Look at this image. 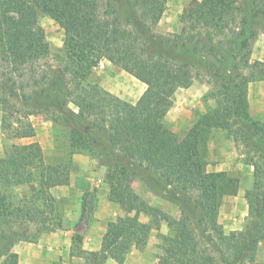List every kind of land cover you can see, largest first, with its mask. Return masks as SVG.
Instances as JSON below:
<instances>
[{
	"label": "trees",
	"instance_id": "obj_1",
	"mask_svg": "<svg viewBox=\"0 0 264 264\" xmlns=\"http://www.w3.org/2000/svg\"><path fill=\"white\" fill-rule=\"evenodd\" d=\"M167 0H0V128L10 141L33 139L30 117L42 115L66 137L67 156L45 162L36 141L12 143L0 156V264H18L13 247L36 243L62 229L67 199L51 189L69 184L72 156L87 153L104 168L107 199L127 215L107 223L97 252L82 250L74 234L70 256L86 264H123L132 248L143 250L163 221L174 233L160 235L156 264H259L264 241V119L249 114L248 85L264 81V62L252 59L264 32V0L192 1L178 17L180 28L159 34ZM63 32L51 55L39 19ZM54 58L56 65L51 64ZM145 85L132 104L86 80L101 61ZM201 80L205 111L183 136L165 117L175 93ZM222 131L253 167L245 192L248 214L241 231L226 234L219 223L224 198L238 181L207 172V145ZM175 205L172 218L142 200L133 183ZM26 185L22 198L15 188ZM91 207V206H90ZM90 208L83 205L82 215ZM128 213H134L132 216ZM149 218L142 223L138 217ZM81 215V217H82Z\"/></svg>",
	"mask_w": 264,
	"mask_h": 264
},
{
	"label": "crops",
	"instance_id": "obj_2",
	"mask_svg": "<svg viewBox=\"0 0 264 264\" xmlns=\"http://www.w3.org/2000/svg\"><path fill=\"white\" fill-rule=\"evenodd\" d=\"M192 1L194 0H167L165 12L156 27L157 32L160 34L176 33L180 25L178 17L182 10ZM257 46H260L261 54L255 60L264 62V32L260 33L255 40L252 56H254V51L257 50ZM103 63L110 64L103 60L100 62V65ZM89 78L90 75L87 78V82H89ZM137 82L140 84V91L134 100H132L131 97L114 95L124 101L134 104L145 90V85L139 81ZM189 89L188 87L178 91L186 90L188 91L187 94H189ZM108 92L113 94L112 91ZM204 92L203 90L202 94ZM191 100H182L181 103H178L182 108H179V106L171 107L165 117V124L174 133L180 136L186 133L190 125H184V128L179 125H171V123L175 120H179V118L181 119V116L177 115L175 110L190 108V106H192ZM247 100L250 116L256 120H263L264 81L252 82L248 85ZM214 134H218L221 140L215 143L214 141L212 142V138H210L211 140L208 142L207 172H226L229 177L235 178L238 181L236 192L233 195L225 197L219 209V223L222 225L223 231L228 234L230 232L241 231L244 227L248 214L244 195L252 184L253 167L243 163V156L240 149L235 147L234 143L230 139H227L222 131L215 130L212 132V135ZM18 141H25L28 143L34 141V138L32 140L22 139ZM35 141L41 144L36 139ZM50 147L51 149H55L53 144H51ZM41 148L43 150L42 146ZM103 179L104 168H101L92 156L87 153L73 154L69 170V184L67 186L54 187L51 189V194L57 199H69L70 197L77 199L73 202L75 206L65 214L62 229L41 235L36 243L21 242L13 247V252L18 256V264H86L81 258L70 256L73 235L79 234L82 237V250L97 252L100 249L101 239L105 233L107 223L116 217L127 215L117 204L108 201V186ZM141 189L143 194L135 192L142 200L151 206L159 208L172 218L179 217V211L175 205L161 197L153 195L144 184ZM15 191L22 198H26L30 195V190L26 185L17 186ZM88 193H94L96 195V202L92 210L93 220H87L85 222L83 219L79 220V215L81 216L83 209L85 199L83 195ZM91 214L89 215L91 216ZM133 214L134 213H128L130 216ZM138 219L142 223L149 222V218L143 214H140ZM77 224H79L78 227H81L80 231L76 230ZM156 234L170 237L174 235L167 224L162 221L159 226V231H151L145 248L141 251L132 248L127 254L123 264H156L157 257L162 254V250L159 248L160 241L156 239ZM1 261L0 258V263ZM255 262L264 264V241H261L257 245ZM106 264L116 263L112 260H108Z\"/></svg>",
	"mask_w": 264,
	"mask_h": 264
},
{
	"label": "rangeland",
	"instance_id": "obj_3",
	"mask_svg": "<svg viewBox=\"0 0 264 264\" xmlns=\"http://www.w3.org/2000/svg\"><path fill=\"white\" fill-rule=\"evenodd\" d=\"M39 24L44 30L45 37L47 42L50 45L51 49V55L55 58L56 53L58 50L62 47V39H63V32L62 30L50 19L46 17H41L39 19ZM180 28V25H179ZM157 32V30H156ZM158 33V32H157ZM160 34V33H159ZM165 35V34H163ZM255 43V41H254ZM253 43V45H254ZM253 52V48H252ZM260 52V46H257V50L254 51V56H251L253 60L257 59ZM54 58L51 59V64L56 65ZM87 83H96L100 85L102 88L106 89V91H112L113 95H119L121 97H131L132 100H134L138 94H139V87L140 84L134 80L130 75L125 73L124 71L120 70L119 68L112 66L107 63H103L98 66L92 71L90 74V78ZM189 94L188 91H178L177 94L173 98V105L172 107L179 106L178 103H181L182 100H191L190 108H184L182 110H175L176 114L181 116V119L175 120L171 123V125H179L180 127H184V125H190L195 120V114L201 113L205 111L207 106L209 104L204 103L202 100L203 95L207 91V85L202 82L201 80H196L194 83L189 87ZM203 90L205 91L203 94ZM1 112V109H0ZM31 123L34 125L35 130V139L39 141L41 146L43 147V154L45 158V162H53L54 160L62 157L67 156V149H66V137L64 134V130L58 125L53 124L52 122L46 120L42 115H34L30 117ZM0 123H1V117H0ZM188 126V128L190 127ZM226 137V136H225ZM212 142L215 143L219 142L221 140V137L218 136V134L212 135ZM210 142V141H209ZM12 143H18V144H24L27 142L23 141H10L5 138V135L1 131L0 128V156L3 153L4 147H7L11 145ZM53 144L55 146V149H51L50 145ZM241 151V150H240ZM143 186V183L140 181H135L133 184V187L135 191L139 194H143L141 187ZM75 196V195H73ZM85 197L83 205H86V208H90L89 212H85L82 217L79 215V220L83 219L85 222L87 220H93V209L95 207L96 202V195L94 193H88L83 195ZM77 199H73L70 197L67 199V202L65 203V214L71 210L73 206H75V202ZM91 206V207H90ZM82 213V212H81ZM92 213V214H91ZM91 214V216L89 215ZM75 223V222H74ZM77 224L76 230L80 231L81 227ZM160 226V225H159ZM156 229H153L154 231ZM159 231V228L158 230ZM79 235V234H78ZM161 234H156V239H159V236Z\"/></svg>",
	"mask_w": 264,
	"mask_h": 264
}]
</instances>
